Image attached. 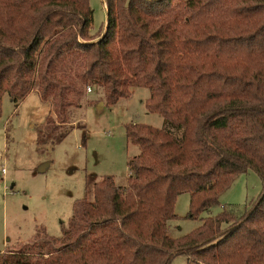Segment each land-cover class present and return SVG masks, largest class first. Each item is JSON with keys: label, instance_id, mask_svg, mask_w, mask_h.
Returning <instances> with one entry per match:
<instances>
[{"label": "trees", "instance_id": "obj_1", "mask_svg": "<svg viewBox=\"0 0 264 264\" xmlns=\"http://www.w3.org/2000/svg\"><path fill=\"white\" fill-rule=\"evenodd\" d=\"M104 2L94 34L89 0H0V113L6 92L49 101L42 150L74 127L84 85L108 105L146 86L147 110L171 126L126 122L139 147L126 184L87 176L60 236L4 248L0 264H264V0ZM249 168L262 181L250 207L169 235L179 193L196 218Z\"/></svg>", "mask_w": 264, "mask_h": 264}, {"label": "rangeland", "instance_id": "obj_2", "mask_svg": "<svg viewBox=\"0 0 264 264\" xmlns=\"http://www.w3.org/2000/svg\"><path fill=\"white\" fill-rule=\"evenodd\" d=\"M92 8L91 33L105 27L104 0H89ZM81 105L72 116L74 126L57 143L36 141V127L49 113L50 102L31 90L14 103L4 93L0 113V250L19 249L25 243L41 242L48 236H60L68 225L73 203L85 191L86 177L113 176L117 184H126L129 158L139 152L137 144L125 135V123L144 122L170 127L163 117L146 108V86H133L129 95L113 104H105L102 92L84 85ZM181 130V129H179ZM4 168V169H3ZM262 189V181L253 169L239 173L221 192L219 202L189 218V192H181L175 202L176 217L168 221V233L179 236L202 222V217L223 208L238 213L250 207ZM171 264H198L186 255H176Z\"/></svg>", "mask_w": 264, "mask_h": 264}, {"label": "built area", "instance_id": "obj_3", "mask_svg": "<svg viewBox=\"0 0 264 264\" xmlns=\"http://www.w3.org/2000/svg\"><path fill=\"white\" fill-rule=\"evenodd\" d=\"M87 90L89 91V90H91V87L90 86H87ZM4 169V168H3Z\"/></svg>", "mask_w": 264, "mask_h": 264}, {"label": "crops", "instance_id": "obj_4", "mask_svg": "<svg viewBox=\"0 0 264 264\" xmlns=\"http://www.w3.org/2000/svg\"><path fill=\"white\" fill-rule=\"evenodd\" d=\"M104 5L106 6V3L104 2Z\"/></svg>", "mask_w": 264, "mask_h": 264}]
</instances>
